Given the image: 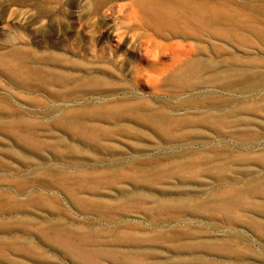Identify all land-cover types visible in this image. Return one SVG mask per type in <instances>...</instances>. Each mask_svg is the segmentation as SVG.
<instances>
[{
	"label": "rangeland",
	"instance_id": "1",
	"mask_svg": "<svg viewBox=\"0 0 264 264\" xmlns=\"http://www.w3.org/2000/svg\"><path fill=\"white\" fill-rule=\"evenodd\" d=\"M179 1L0 0V264H264V0Z\"/></svg>",
	"mask_w": 264,
	"mask_h": 264
},
{
	"label": "bare ground",
	"instance_id": "2",
	"mask_svg": "<svg viewBox=\"0 0 264 264\" xmlns=\"http://www.w3.org/2000/svg\"><path fill=\"white\" fill-rule=\"evenodd\" d=\"M91 8L90 15H98L110 3L120 0H87ZM129 2L120 5L121 11H125L128 26L132 30L140 31L143 35L144 43L147 44L148 54L153 53L152 47L156 42L157 35L165 36L169 29L175 25L173 16L176 15V10L172 5L179 0H128ZM205 0H192L191 2L180 0L178 3L192 12L203 11L208 9L204 5ZM24 2V1H23ZM232 14V12H231ZM233 15V14H232ZM159 53V52H158ZM162 56V54H161ZM150 60V59H149ZM155 61V60H154ZM160 63V62H159ZM156 65V64H155ZM159 65V64H158ZM13 77H17V71H9ZM238 73V72H237ZM147 74V73H146ZM17 82V81H16ZM18 83V82H17ZM124 95V94H123ZM149 122V121H148ZM19 139H23L19 136ZM87 139V138H86Z\"/></svg>",
	"mask_w": 264,
	"mask_h": 264
}]
</instances>
